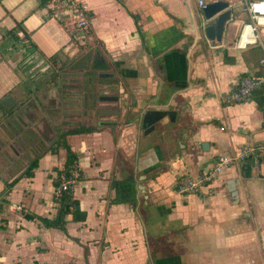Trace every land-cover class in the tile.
Listing matches in <instances>:
<instances>
[{
  "label": "crops",
  "instance_id": "obj_1",
  "mask_svg": "<svg viewBox=\"0 0 264 264\" xmlns=\"http://www.w3.org/2000/svg\"><path fill=\"white\" fill-rule=\"evenodd\" d=\"M82 1L88 34L69 9L0 0V109L24 112L0 127V264H264L262 156L227 167L210 190L173 187L217 153L264 144L256 98L264 87L244 101L221 98L260 68L264 26L257 41L239 43L248 17L241 0H227L238 7L220 41L198 29V0ZM49 61L64 66L62 94L46 89ZM148 108L176 114L145 132ZM79 126L94 129L73 130ZM62 140L80 172L65 212L53 190L66 168ZM34 158L33 174L24 175ZM227 179H235L236 197Z\"/></svg>",
  "mask_w": 264,
  "mask_h": 264
},
{
  "label": "built area",
  "instance_id": "obj_2",
  "mask_svg": "<svg viewBox=\"0 0 264 264\" xmlns=\"http://www.w3.org/2000/svg\"><path fill=\"white\" fill-rule=\"evenodd\" d=\"M53 14L63 9H69L71 22L79 28L81 34H88L91 31L90 14L87 4L82 0H44ZM206 1L198 0L199 5H204ZM247 10L248 17L243 23L239 34V43L245 45L247 42L259 39V25L264 26V0H241ZM21 35L22 31L18 30ZM261 57L259 58L260 68L240 77L231 85L229 90L222 94V100L227 103L244 101L252 96L254 91L264 84V45L262 44ZM52 61L48 66L53 65ZM254 155L264 158V144H250L236 149L233 154L217 153L213 165L205 167L203 170L192 174L185 173L175 180L173 187L181 194L197 193L204 186L210 190V183L216 179L227 167L236 164L244 157ZM80 176L79 169L74 163L71 167H66L64 171L55 177L54 194L59 196L64 192L70 193L71 185ZM226 185L230 194L237 196L235 179H227ZM16 210H22V204L12 205Z\"/></svg>",
  "mask_w": 264,
  "mask_h": 264
},
{
  "label": "water",
  "instance_id": "obj_3",
  "mask_svg": "<svg viewBox=\"0 0 264 264\" xmlns=\"http://www.w3.org/2000/svg\"><path fill=\"white\" fill-rule=\"evenodd\" d=\"M238 5L233 1L230 3L227 0H213L206 1L204 5H201V12L195 17V21L198 25L200 32L202 31L210 40L220 41L223 31L226 27V21L231 19L233 11ZM176 110L170 109H155L148 108L141 114V123L145 127V132L151 131L154 128V122L159 120L163 116H167L169 119L174 118ZM203 141L202 145L204 144ZM254 159L251 160L253 164ZM251 165H247L246 169H249ZM264 250V242H263Z\"/></svg>",
  "mask_w": 264,
  "mask_h": 264
},
{
  "label": "trees",
  "instance_id": "obj_4",
  "mask_svg": "<svg viewBox=\"0 0 264 264\" xmlns=\"http://www.w3.org/2000/svg\"><path fill=\"white\" fill-rule=\"evenodd\" d=\"M262 87H264V86L262 85L259 88H257L252 95H254L255 93H257V91L261 90ZM256 98L258 99V106L260 107V109L264 113V96L262 98H260V99L258 97H256ZM262 124L264 126V120H263V123ZM93 129H94L93 126H81V127L79 126V127L74 128L73 130L74 131H78V130H80V131H90V130H93ZM73 130H70V131L73 132ZM62 143H63L64 148H65V157H66V159H65V166L66 167H71L75 163V159H76L75 154L71 152V150L69 149V145L64 140H62ZM36 165H37V158H34L27 165V167H26V169L24 171V175H27V176L32 175L33 174V168ZM15 180H16V178H12L9 182H7L5 184V189L8 188L9 185H11L13 183V181H15ZM56 199L60 201V203L62 205L63 212L69 210L70 207L73 206V204L75 202V200L73 201V199L71 198L70 194L67 193V192H64L61 195L56 196ZM36 217L39 218L41 221L47 223V225H54V226H60V227H62L63 226V223H64L62 221V218L48 219V218H46L44 216H42V217L36 216Z\"/></svg>",
  "mask_w": 264,
  "mask_h": 264
},
{
  "label": "rangeland",
  "instance_id": "obj_5",
  "mask_svg": "<svg viewBox=\"0 0 264 264\" xmlns=\"http://www.w3.org/2000/svg\"><path fill=\"white\" fill-rule=\"evenodd\" d=\"M53 63L54 64L51 65L50 68L46 69V71H43V73L45 74V75L43 74L45 76V78L49 77V81H47L45 86L47 87L46 88L47 91L53 90V92H51V93L56 92V94L57 93L62 94V93H64V87H63V85H60L58 81H60L59 75L62 73L61 71L63 70L64 66L58 62H53ZM39 66H41V65H39ZM39 73H40V70L37 72V74H39ZM35 77H36V75L33 76V78H35ZM37 78H39V77H37ZM55 84L57 85L56 91L54 90ZM31 86H34V85L32 84ZM36 90H35V92H36ZM34 95H35V93H34ZM28 96H29V94H28ZM21 103H23V102H21ZM23 114H24V112L21 110V107H19V106H18V113H16V112L14 113L13 110H9V108H6V107L1 108L0 109V122H1L0 127H2V125L3 126L5 125L4 122L8 119V117H10L12 119L14 118L17 120H22L24 118ZM27 118L28 117H25V119H27Z\"/></svg>",
  "mask_w": 264,
  "mask_h": 264
}]
</instances>
